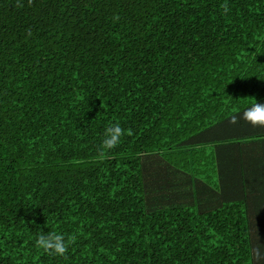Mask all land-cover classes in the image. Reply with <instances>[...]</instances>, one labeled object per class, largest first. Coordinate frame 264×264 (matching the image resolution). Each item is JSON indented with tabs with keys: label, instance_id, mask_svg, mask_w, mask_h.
<instances>
[{
	"label": "trees",
	"instance_id": "trees-1",
	"mask_svg": "<svg viewBox=\"0 0 264 264\" xmlns=\"http://www.w3.org/2000/svg\"><path fill=\"white\" fill-rule=\"evenodd\" d=\"M256 101L264 0H0V264H264Z\"/></svg>",
	"mask_w": 264,
	"mask_h": 264
},
{
	"label": "clouds",
	"instance_id": "clouds-1",
	"mask_svg": "<svg viewBox=\"0 0 264 264\" xmlns=\"http://www.w3.org/2000/svg\"><path fill=\"white\" fill-rule=\"evenodd\" d=\"M31 2L32 0H29V4H31ZM17 6L21 5H19L18 3ZM222 7L224 8V11L226 13L228 11L227 4L222 5ZM29 35H31L30 32ZM241 119L251 124L252 127H264V103L256 101L251 105V107L247 108L242 113L231 116V118L229 119V124H238ZM125 134L131 135V131L128 130L127 133H125V130L121 128L118 123L107 127L105 129V138L101 146L102 150L99 155L101 157H104L105 150L115 148L120 143V138ZM75 239V236H69L66 240L63 234L51 231L47 234H40L35 240V246L38 249H42L45 253H48L49 255L66 257L68 247L71 243L75 242ZM255 251L256 258L260 259L261 256L258 248Z\"/></svg>",
	"mask_w": 264,
	"mask_h": 264
},
{
	"label": "rangeland",
	"instance_id": "rangeland-1",
	"mask_svg": "<svg viewBox=\"0 0 264 264\" xmlns=\"http://www.w3.org/2000/svg\"><path fill=\"white\" fill-rule=\"evenodd\" d=\"M178 189H180V188H178V186L177 187H175V190H178ZM173 190V189H172ZM171 190V191H172ZM171 191H169V192H171ZM180 200H184V199H186V197L184 196V195H182L180 198H179ZM188 200V199H187Z\"/></svg>",
	"mask_w": 264,
	"mask_h": 264
},
{
	"label": "bare ground",
	"instance_id": "bare-ground-1",
	"mask_svg": "<svg viewBox=\"0 0 264 264\" xmlns=\"http://www.w3.org/2000/svg\"><path fill=\"white\" fill-rule=\"evenodd\" d=\"M211 176V175H210Z\"/></svg>",
	"mask_w": 264,
	"mask_h": 264
}]
</instances>
